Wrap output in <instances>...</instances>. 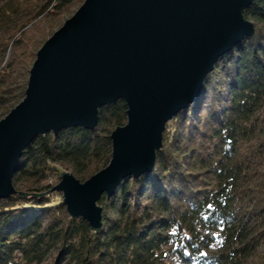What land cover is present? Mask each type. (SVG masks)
Returning <instances> with one entry per match:
<instances>
[{
  "label": "trees",
  "instance_id": "1",
  "mask_svg": "<svg viewBox=\"0 0 264 264\" xmlns=\"http://www.w3.org/2000/svg\"><path fill=\"white\" fill-rule=\"evenodd\" d=\"M78 2L0 0V121L24 99L45 35ZM244 16L255 34L167 124L153 171L102 196L101 231L72 218L50 180L71 171L85 182L109 164L126 102L100 108L92 131L34 140L18 193L0 200V264H264V0Z\"/></svg>",
  "mask_w": 264,
  "mask_h": 264
},
{
  "label": "water",
  "instance_id": "2",
  "mask_svg": "<svg viewBox=\"0 0 264 264\" xmlns=\"http://www.w3.org/2000/svg\"><path fill=\"white\" fill-rule=\"evenodd\" d=\"M254 0H85L40 48L24 99L0 121V200L40 136L92 131L99 109L123 100L109 164L87 181L63 172L54 191L72 218L102 229L103 195L151 173L167 124L196 102L216 64L255 34ZM21 195H26L20 193Z\"/></svg>",
  "mask_w": 264,
  "mask_h": 264
},
{
  "label": "rangeland",
  "instance_id": "3",
  "mask_svg": "<svg viewBox=\"0 0 264 264\" xmlns=\"http://www.w3.org/2000/svg\"><path fill=\"white\" fill-rule=\"evenodd\" d=\"M2 1V0H1ZM85 2V0H79V2L77 3V5H76V7H73V8H71L70 10H69V12H68V14L66 13V14H64L61 18H59V20L57 21V23H56V25H57V28L59 29V28H61V26L64 24V22H65V20H66V18L67 19H69L81 6H82V4ZM66 17V18H65ZM65 19V20H64ZM248 20V19H247ZM251 22H253V21H251ZM57 29V30H58ZM54 33H47L46 35H45V39H49L52 35H53ZM65 172V171H64ZM67 172H71V171H67ZM74 175V174H73ZM75 176V175H74ZM76 177V176H75ZM77 178V177H76ZM78 179V178H77ZM79 181H81L80 179H78ZM60 182V178H59V176H52L51 177V180H50V183L51 184H53L54 186H56L58 183ZM82 182V181H81ZM83 183V182H82ZM15 187V186H14ZM19 261V264H25V263H23V262H21V260H18ZM41 264H54L53 262H52V260H50V259H47V260H45L43 263H41Z\"/></svg>",
  "mask_w": 264,
  "mask_h": 264
},
{
  "label": "snow or ice",
  "instance_id": "4",
  "mask_svg": "<svg viewBox=\"0 0 264 264\" xmlns=\"http://www.w3.org/2000/svg\"><path fill=\"white\" fill-rule=\"evenodd\" d=\"M208 207H211V205H208Z\"/></svg>",
  "mask_w": 264,
  "mask_h": 264
}]
</instances>
